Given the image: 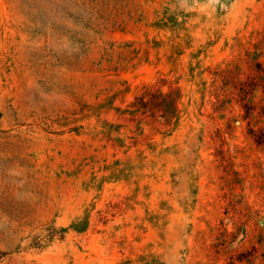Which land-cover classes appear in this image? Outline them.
<instances>
[{"label": "rangeland", "instance_id": "374dc122", "mask_svg": "<svg viewBox=\"0 0 264 264\" xmlns=\"http://www.w3.org/2000/svg\"><path fill=\"white\" fill-rule=\"evenodd\" d=\"M0 264H264V0H0Z\"/></svg>", "mask_w": 264, "mask_h": 264}]
</instances>
